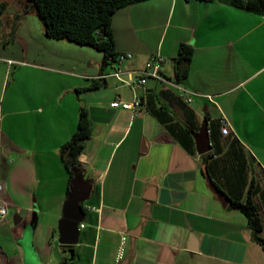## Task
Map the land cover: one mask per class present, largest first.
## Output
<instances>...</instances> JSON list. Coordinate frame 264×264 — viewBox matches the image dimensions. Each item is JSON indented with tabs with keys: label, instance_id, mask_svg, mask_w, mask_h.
Returning a JSON list of instances; mask_svg holds the SVG:
<instances>
[{
	"label": "crops",
	"instance_id": "crops-1",
	"mask_svg": "<svg viewBox=\"0 0 264 264\" xmlns=\"http://www.w3.org/2000/svg\"><path fill=\"white\" fill-rule=\"evenodd\" d=\"M5 18L14 19L12 33L22 25L21 14ZM112 30L118 57L108 64L102 51L45 32L51 53H34L32 37L23 36L21 54H0V202L8 208L0 264H264L244 214L223 207L210 189L195 138L207 120L208 164L224 189L236 182L239 150L253 161L247 181L255 174L264 188V16L218 1L148 0L119 9ZM182 43L194 53L188 77L177 82ZM152 55L165 58V80L134 87L113 75L138 78ZM135 96L143 100L136 111L112 106ZM83 107L92 136L79 160L94 191L79 241L67 245L59 221L72 178L60 150ZM253 198L264 237V195ZM33 216L27 259L18 242Z\"/></svg>",
	"mask_w": 264,
	"mask_h": 264
},
{
	"label": "trees",
	"instance_id": "trees-1",
	"mask_svg": "<svg viewBox=\"0 0 264 264\" xmlns=\"http://www.w3.org/2000/svg\"><path fill=\"white\" fill-rule=\"evenodd\" d=\"M148 0H27L24 9L30 7L35 9L36 14L42 20L45 34L54 39L68 40L82 46H92L104 53L105 64L110 60L115 61L118 53L115 51V40L112 30V21L115 13L131 4ZM218 1L230 6H234L255 14L264 16V0H208ZM8 8L6 0H0V16ZM24 10V11H25ZM194 48L192 45L182 43L179 47L175 60V79L181 82L189 75ZM92 136V123L86 108L80 111L79 122L73 136L61 147L62 160L70 172L71 178L74 176V169L81 168L79 160L86 141ZM210 153L202 155L205 167L203 174L210 176L212 182L225 192L229 197L227 208L235 209L244 214L247 219V226L250 229L251 237L264 251V237L261 236L263 230L262 218L259 206L254 200L258 195L263 200L264 188L257 184L255 174L247 181L248 170H253V161L245 157L239 150L233 162L237 161L236 168L231 165L230 177H236V182L232 189H224L215 179L210 171L208 158ZM248 187L244 192L245 185ZM244 194V198L242 197ZM60 264H68L66 261Z\"/></svg>",
	"mask_w": 264,
	"mask_h": 264
},
{
	"label": "water",
	"instance_id": "water-1",
	"mask_svg": "<svg viewBox=\"0 0 264 264\" xmlns=\"http://www.w3.org/2000/svg\"><path fill=\"white\" fill-rule=\"evenodd\" d=\"M195 138L197 142V150L200 155L208 153L211 150L207 120L204 122L201 130L195 133ZM207 180L212 192L221 202L222 206L226 207L229 203L228 195L216 187L210 176L207 177ZM93 191V180L87 178L83 170L75 168L74 176L71 179L68 197L64 206L63 216L59 221V242L61 244L73 245L78 243L80 237V224L85 217L83 205L91 197ZM35 221L36 217L33 216L32 221L23 226L24 237L18 242L24 248L27 259H31L33 254L28 241L30 239V232L35 225ZM123 264H127V262H124Z\"/></svg>",
	"mask_w": 264,
	"mask_h": 264
},
{
	"label": "rangeland",
	"instance_id": "rangeland-1",
	"mask_svg": "<svg viewBox=\"0 0 264 264\" xmlns=\"http://www.w3.org/2000/svg\"><path fill=\"white\" fill-rule=\"evenodd\" d=\"M8 2V8L6 10V14H21V22L22 25L20 26L17 21L18 27L17 32L15 31L12 33L13 29V18H5L4 20H1L0 24V54L7 55V58H14V56L19 55L22 53V45L19 42L20 37L25 36V38L30 36V39L32 37V40L30 41L32 48H34L33 52L37 53L38 50H41L45 53L50 52V48H46L43 45V37H44V25L42 20L39 18V16L36 14L35 9L33 7H30L29 9L25 10L23 9L25 7V2L27 0H6ZM25 10V11H24ZM18 33V34H17ZM17 34L18 39L14 42L13 37H15ZM29 39V40H30ZM47 51V52H46ZM31 55V54H30ZM8 65V64H7ZM16 67V61L12 60L9 65V74L14 70ZM5 70V69H3ZM4 72L0 71V82L4 79ZM9 74L7 76V80L5 82V88L8 83V80L11 81V78H9ZM2 101V99H1ZM23 121L25 122V118H23ZM25 133V129L23 130ZM15 157L11 158L10 160H14Z\"/></svg>",
	"mask_w": 264,
	"mask_h": 264
},
{
	"label": "built area",
	"instance_id": "built-area-1",
	"mask_svg": "<svg viewBox=\"0 0 264 264\" xmlns=\"http://www.w3.org/2000/svg\"><path fill=\"white\" fill-rule=\"evenodd\" d=\"M131 54L127 55H122L121 59L126 58V57H131ZM165 62V58L161 55H152L150 59L146 63L145 70L143 71L142 74L138 78H131L130 80H125L122 76L123 72L121 70L115 71L113 75H115L118 79L127 82L128 84L134 86V87H139L144 85L147 82V79L149 77H154V78H160L165 80L163 75L161 74V70L163 68ZM183 90V88H181ZM185 90V89H184ZM189 102L192 100V98L187 99ZM143 100L139 96H135V98L132 101H123L120 99H116L112 102V106L115 108H123V109H132L134 111L137 110V108L142 105ZM220 123H221V133L222 134H228L229 133V126L227 123V120L222 117L220 118ZM8 215V208L6 205L0 202V221L5 219ZM83 226V225H82ZM123 251L122 249L120 250L119 253V259L122 257Z\"/></svg>",
	"mask_w": 264,
	"mask_h": 264
}]
</instances>
